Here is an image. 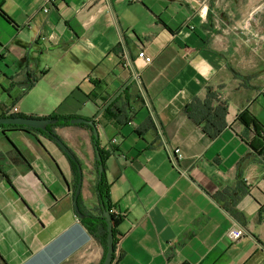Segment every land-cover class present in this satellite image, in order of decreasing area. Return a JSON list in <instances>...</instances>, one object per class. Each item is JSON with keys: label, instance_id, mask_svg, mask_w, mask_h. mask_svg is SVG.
<instances>
[{"label": "crops", "instance_id": "crops-1", "mask_svg": "<svg viewBox=\"0 0 264 264\" xmlns=\"http://www.w3.org/2000/svg\"><path fill=\"white\" fill-rule=\"evenodd\" d=\"M208 98L227 108L215 136L186 110ZM16 114L94 119L122 216L110 264H264V0H0V116ZM42 131L0 127V264H99L73 203L80 180L79 209L103 217L92 128L50 126L73 158Z\"/></svg>", "mask_w": 264, "mask_h": 264}, {"label": "trees", "instance_id": "trees-1", "mask_svg": "<svg viewBox=\"0 0 264 264\" xmlns=\"http://www.w3.org/2000/svg\"><path fill=\"white\" fill-rule=\"evenodd\" d=\"M208 92V97L210 99H216V95L214 93ZM209 98L201 101L200 99H194L190 104L187 105L186 110L187 112L192 115L195 120L198 123H203L205 130L208 131L209 135L215 136L218 134L222 128L225 125L224 116L227 112L226 105L219 101V104L217 106V110L213 111L212 108L209 106ZM9 116H24L21 114L16 115H9ZM50 117H57L58 123L61 124H69L70 123V116H50ZM90 128L89 125L85 124ZM50 126H48V129L50 130ZM0 127L2 128H21V129H27V130H36V131H42L37 128L28 127L25 125H18V124H1ZM255 129L258 131L257 126H255ZM43 132V131H42ZM52 133V132H51ZM49 135V133H46ZM51 137V136H50ZM262 146L259 148L260 153H262L264 157V137L262 139ZM97 140H95V144L97 147V151L99 152L101 156V163L103 164L106 153L104 150L100 149L97 146ZM73 162L75 163L77 167V162L73 159ZM100 161H97V165H99ZM78 170V169H77ZM97 192L98 196L101 202V205L105 210L109 212L112 224H113V233H115V227L116 225L121 221L122 216L121 215H115L112 212V205L109 199V184L106 180L104 169L101 173L98 174V180H97ZM82 223L86 226L88 231L94 235L96 238H98L103 244L104 247H106V240H107V224L105 222L104 217H98L91 214H85L83 218H81ZM115 238V235H114ZM115 244V239H114ZM103 260V257L101 259V262ZM101 262L99 264H101Z\"/></svg>", "mask_w": 264, "mask_h": 264}, {"label": "water", "instance_id": "water-1", "mask_svg": "<svg viewBox=\"0 0 264 264\" xmlns=\"http://www.w3.org/2000/svg\"><path fill=\"white\" fill-rule=\"evenodd\" d=\"M58 122L57 117H32V116H0V125L1 124H18V125H25L32 128H37L40 130H44L53 138V140L67 153V155L71 158H73L72 154L68 151V149L65 147V145L61 142L59 138H57L51 131L48 129L49 125H53ZM71 123H84L89 125L92 128L94 139L97 140L98 138V132L97 128L94 122V119H88L84 117H72L70 118ZM97 160L100 161L98 165V172L101 173L103 170V164L101 163V156L99 152L96 150ZM79 187H80V180L77 183V187L75 189L74 193V210L75 213L79 218H83L85 216L84 213L81 212L79 209V206L77 204V197L79 194ZM103 217L105 219V222L107 224V240H106V247L105 252L103 256V260L101 264H110L113 258L114 253V233H113V224L109 215V212L107 210H103Z\"/></svg>", "mask_w": 264, "mask_h": 264}, {"label": "built area", "instance_id": "built-area-1", "mask_svg": "<svg viewBox=\"0 0 264 264\" xmlns=\"http://www.w3.org/2000/svg\"><path fill=\"white\" fill-rule=\"evenodd\" d=\"M43 10L44 11H48V8L44 7ZM137 57L139 59H141L144 64H149V63L152 62V57L147 55L143 50H139L137 52ZM134 77L139 82V74L138 73H134ZM169 156H170L171 162L176 165L178 163V160L181 157L179 148H174L172 150V152H170ZM226 234H227L229 239L234 241V240H237V239H239L240 237H242L244 235V229L242 227H240V226L233 225L227 230Z\"/></svg>", "mask_w": 264, "mask_h": 264}]
</instances>
